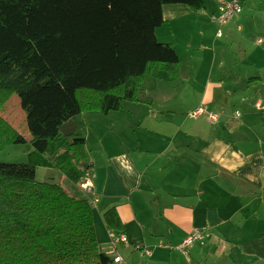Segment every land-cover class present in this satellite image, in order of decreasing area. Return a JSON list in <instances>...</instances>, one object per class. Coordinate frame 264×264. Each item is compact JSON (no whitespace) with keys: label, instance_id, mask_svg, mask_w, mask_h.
Returning <instances> with one entry per match:
<instances>
[{"label":"trees","instance_id":"16d2710c","mask_svg":"<svg viewBox=\"0 0 264 264\" xmlns=\"http://www.w3.org/2000/svg\"><path fill=\"white\" fill-rule=\"evenodd\" d=\"M174 4L207 9L204 0H0V149L34 148L28 163L0 162V264L111 263L99 250L94 202L38 182L36 170L57 168L80 186L92 168L87 142L61 126L141 101L155 68L178 75L175 47L156 36L163 7ZM13 93L31 139L1 115ZM104 220L123 233L114 210Z\"/></svg>","mask_w":264,"mask_h":264},{"label":"crops","instance_id":"0c3cea01","mask_svg":"<svg viewBox=\"0 0 264 264\" xmlns=\"http://www.w3.org/2000/svg\"><path fill=\"white\" fill-rule=\"evenodd\" d=\"M240 1L256 4L254 0ZM251 10L253 13L255 8ZM215 11L195 12L183 4L165 5L164 23L156 29V35L163 28L186 21L188 17H207L214 23ZM243 11L240 19L233 22L238 31L243 30L240 25ZM248 16H245L246 21ZM224 27L221 37L216 33L217 41L225 36H235V29L228 27L226 30ZM171 28L168 31L173 32L174 28ZM261 30L264 34V25ZM201 36L205 37V33L202 32ZM246 41H249L248 37ZM190 47L191 44L187 46ZM255 47L259 48L264 60V39L259 38ZM254 48L243 44L239 51L244 60L253 57ZM230 52L227 48L224 53L228 54L223 58L234 56ZM160 72L155 78L147 77L150 81L146 78L144 85L150 86L152 81L157 83L159 76L167 78L166 73ZM187 76H191V72ZM249 79V86L244 88L248 93H241L242 96L227 88L229 74L224 84L212 80L207 82L195 108L207 107L206 111L220 115V121L210 125L206 120L209 123L203 125L206 130L196 124L184 128L183 141L175 140L181 126L170 125L173 123L170 112L179 109L170 105L162 108L163 103H170L167 94L154 93L143 97V102H124L120 111L109 115L97 116L95 113L98 112L84 114L89 122L101 129L104 125L109 126L114 140L110 145L118 147L117 151H108L104 144L107 138L105 127L101 133H89L85 138L87 145L93 143L103 150H99L100 159L95 155L90 159L94 195L84 194L79 186L68 189L94 202L100 244L104 241L108 247L109 236L104 231L108 233L109 228L104 215L114 210L121 222V231L133 243H145L152 252L150 257L139 260L131 249H124L123 255L127 257L128 253L131 261L139 260L136 262L141 264H264V112L257 110L258 104L264 105V95L260 89L254 90V85H264V73L261 71L257 77ZM231 84L240 85L238 80ZM144 102L147 104H142ZM135 105L147 107L146 113L137 116L130 109L124 112L123 107ZM122 110L127 117L120 121H129L131 125L120 124L114 131L112 118L118 117ZM152 110L158 111L157 114L163 118L159 121L158 117H152L155 113ZM140 121L143 124L138 123ZM75 124L77 134L79 126L76 121ZM143 126L150 127L146 143L141 138L125 142L114 135L125 134L129 130L130 137H136L135 131L142 137L145 134ZM93 133L96 140L92 139ZM71 186L72 183L68 187ZM98 215L101 216L102 233H99L96 223ZM195 230L203 231L204 239L185 255L176 247Z\"/></svg>","mask_w":264,"mask_h":264},{"label":"rangeland","instance_id":"374dc122","mask_svg":"<svg viewBox=\"0 0 264 264\" xmlns=\"http://www.w3.org/2000/svg\"><path fill=\"white\" fill-rule=\"evenodd\" d=\"M204 1L207 6L205 12L208 11L210 12L216 9L214 13V18H212V22L214 23L208 21L207 17L205 18L198 16L188 17L186 21L183 22L180 21L181 22V23L179 22L180 24L179 23L172 24L171 27L174 28L173 32L168 31L172 29L171 27L163 28L161 31H158L156 36L159 42L169 43L173 45V47H176L175 49L178 53L179 60L181 59L179 61V66H178L179 73L176 77H172L166 72L167 78L165 77L162 78V76H159L160 79L158 80L157 83H154L152 81V84L150 86L144 85L143 88L144 94L141 97L142 99L145 96L148 97L151 94L154 95V93H163L169 96L170 103L169 104L163 103L162 108L165 109L167 107L166 105H170L171 108L173 109L176 107L179 109L170 112V114L172 115L170 119H173V123H171L170 125L171 126L179 125L182 128L181 132L177 133L176 135L175 138L176 141L184 140L183 131L184 128L186 127L196 124V126L202 128L203 130H206L203 127V125H208L209 123L210 125L211 124L215 125L220 121L221 118L220 115L213 113L209 110L206 111L207 107L204 108L200 107L198 109L195 108L198 100L201 97V94L204 91L207 82L212 80L224 84V82L227 81V74H229L230 82H228L227 88L230 87L234 89V93L236 95L242 96L241 93H245L248 91V90H244V88L249 86V83L247 84V82H249L250 80L249 78L257 77L258 73H260L261 71L264 73V65H263L264 60L261 56L259 48L255 47L256 41L259 38L264 39L263 38L264 34L261 33L262 26L264 25V0H254L256 4H252V5L249 3H246L247 4L246 5L245 2H243L242 7L244 8V11L242 8L243 14L241 15L243 19L240 24L243 27L242 31H238L237 26L235 28L233 24V22H236L237 20L240 19L239 18L240 14L236 15L228 23L224 25H220L217 23L216 18L218 17V15H220L219 6L221 0H204ZM259 5H261V10L259 8L260 7ZM252 8H255V11H253V13L251 10ZM245 16L249 17L248 21H246ZM201 21L204 22L200 24ZM184 23H186L185 25L186 28H184ZM215 23L218 25L219 29L215 25ZM224 26L226 27V30L229 29L228 27L232 26L230 28L235 29L233 31V34H235V36H233L232 38H230L229 36H225L223 39H219L217 41L216 33H217V37H219L218 36L219 32L221 33L222 36L223 35L222 28ZM202 32L205 33V37L201 36ZM247 37L249 38L248 42L246 41ZM190 44L191 47L187 48V46H189ZM243 44L245 45L248 44L249 46L252 47V49L255 47L253 57L252 58L250 57L248 61L244 60V56L239 51L243 47ZM227 48L228 50H231L230 53L233 54L234 56L223 58L224 55L228 54V53H224V51H226ZM248 55L249 52L247 53V56ZM215 56H218V59L215 60ZM182 69H184L185 71L184 74H182ZM190 72H191V76L189 77L187 76L188 77L187 78L186 75H189ZM158 73H161L160 70L155 68L151 76L155 78ZM148 80L150 81L149 78H147V81ZM235 80L236 81L238 80L240 85L231 84V82ZM258 89L261 90V95L262 93L264 95V85H259V86L254 85V90H258ZM142 104H147V102H144ZM148 105L150 106L151 102L148 103ZM262 106L264 107V105ZM127 109L134 111L137 114V116H143L147 111V107H137L136 105L133 106L132 108L123 107L124 112H126ZM123 110L122 113L118 115V117L112 118L115 122L113 128L114 131H116V127H118V125L120 124L128 125V126L131 125L129 121L126 122L120 121L122 117L123 119H126L127 117V115L123 112ZM257 110L260 112H264L261 111L258 108V106H257ZM152 111L155 112L152 115V117H158L159 121L163 118L162 116H159L157 114L158 111L156 110H152ZM206 113L208 114V117ZM95 114L97 116H103L100 113H95ZM194 114H197L198 116H195ZM1 115L23 136L31 139L30 133L27 128V121H26L27 114L21 107L20 98L18 94L16 93L12 94V96L9 98V100L2 108ZM206 120H208L209 122L208 124L206 123ZM75 121L78 123L79 126V131L77 132V135L84 139L87 137L89 133L96 131L101 133L102 130H105L106 128L107 138L104 139V144H106L108 151H117L118 147L110 145L111 142H113L114 140L111 136L112 134H111V130L109 129V126H105L103 124L105 128L103 127L101 129L96 124L89 122L87 115H80L76 118ZM138 123L143 124L142 121ZM143 127H145V134L142 137L137 135L138 131H135L136 137H134V135L130 137L129 130H127L125 134L122 133L121 135H119L118 133H115L114 135L118 137L119 140H123L125 142H135L137 138H141L146 143L150 134V131H147V129L150 127H146V126ZM92 139L93 140L97 139V136L94 133ZM87 149H88L89 160L92 159L93 155H95L98 159L102 157L99 150L102 152L103 150L99 146L90 143L89 145H87ZM32 152H34V148L30 142L25 144H7L0 149V162L28 163L30 161L29 155ZM36 180L38 182H53L59 184L62 187H64L67 191H69L68 189L72 190L73 188V183L59 169L54 167H50V168L38 167L36 170ZM71 183L72 186L68 187L69 185H71ZM81 188L80 190L83 189ZM96 223L99 229V233H102L101 226L103 227V225L100 215L97 216ZM104 234L109 236V232L107 233L106 230L104 231ZM107 241L109 242L108 247L106 246V244H104V241L101 244L99 243V250L101 252L108 253L114 249L113 245L111 244L110 237H108ZM119 250L122 251L121 248H119ZM126 255H127L126 258L130 259L128 253ZM137 255L140 260L139 254ZM136 261H132V262H136Z\"/></svg>","mask_w":264,"mask_h":264},{"label":"built area","instance_id":"2783aa9c","mask_svg":"<svg viewBox=\"0 0 264 264\" xmlns=\"http://www.w3.org/2000/svg\"><path fill=\"white\" fill-rule=\"evenodd\" d=\"M242 3L240 0H221L219 11L220 15H218L217 23L220 25H224L228 23L231 19H233L236 15H239L242 13ZM218 36H221V33L219 32ZM258 108L261 111H264V107L259 104ZM195 116H198L197 114H194ZM83 189H82V188ZM80 188L87 194L94 195V186L91 181V173L88 171L85 174V177L83 181L80 184ZM109 237L111 240V244L113 245V250L107 253V256L111 258L110 264H141V262H132L130 259L126 258L122 251L124 249H131L135 254H139L140 260H142L144 257L150 256L152 254L149 247L143 243V242H132L127 235L124 233H119L116 231H109ZM204 239V233L201 230H195L193 233H191L180 245L179 247H176L177 250L182 252L183 254L187 255V251L195 246L197 243L202 242ZM160 247H163V245H160ZM119 248L122 249V251L119 250Z\"/></svg>","mask_w":264,"mask_h":264},{"label":"water","instance_id":"95a60500","mask_svg":"<svg viewBox=\"0 0 264 264\" xmlns=\"http://www.w3.org/2000/svg\"><path fill=\"white\" fill-rule=\"evenodd\" d=\"M76 130H77V125L73 120L68 121L60 128V131L65 137L74 135L76 133Z\"/></svg>","mask_w":264,"mask_h":264}]
</instances>
